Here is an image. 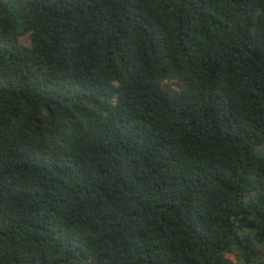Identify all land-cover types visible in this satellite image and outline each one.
Segmentation results:
<instances>
[{"label":"trees","instance_id":"16d2710c","mask_svg":"<svg viewBox=\"0 0 264 264\" xmlns=\"http://www.w3.org/2000/svg\"><path fill=\"white\" fill-rule=\"evenodd\" d=\"M0 264H264V0H0Z\"/></svg>","mask_w":264,"mask_h":264}]
</instances>
